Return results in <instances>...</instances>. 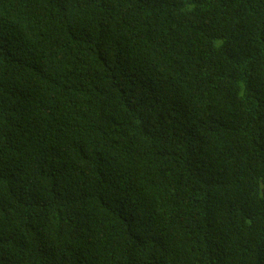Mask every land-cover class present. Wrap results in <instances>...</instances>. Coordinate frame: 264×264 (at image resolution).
<instances>
[{
	"label": "trees",
	"instance_id": "trees-1",
	"mask_svg": "<svg viewBox=\"0 0 264 264\" xmlns=\"http://www.w3.org/2000/svg\"><path fill=\"white\" fill-rule=\"evenodd\" d=\"M0 264H264V0H0Z\"/></svg>",
	"mask_w": 264,
	"mask_h": 264
}]
</instances>
